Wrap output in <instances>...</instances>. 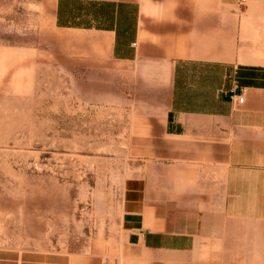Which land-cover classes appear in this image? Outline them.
<instances>
[{"label": "rangeland", "instance_id": "1", "mask_svg": "<svg viewBox=\"0 0 264 264\" xmlns=\"http://www.w3.org/2000/svg\"><path fill=\"white\" fill-rule=\"evenodd\" d=\"M57 1L0 0V248L59 251L72 264H175L131 247L121 223L129 207L179 204L185 189L183 165L132 146L167 102L161 60H119L105 35L59 28ZM140 1L158 24L180 1L223 15L232 49L239 26L256 52L243 60L264 62V0Z\"/></svg>", "mask_w": 264, "mask_h": 264}, {"label": "crops", "instance_id": "2", "mask_svg": "<svg viewBox=\"0 0 264 264\" xmlns=\"http://www.w3.org/2000/svg\"><path fill=\"white\" fill-rule=\"evenodd\" d=\"M170 10L158 24L140 0L56 5L59 28L105 35L119 60L158 57L167 76L162 114L142 120L132 146L143 159L183 165L185 189L179 204L129 207L123 231L137 251L167 252L175 264H264V62L243 60L256 52L252 34L238 39L241 27L235 50L231 31L224 42L223 15L209 19L186 1ZM72 263L59 251L0 248V264Z\"/></svg>", "mask_w": 264, "mask_h": 264}, {"label": "bare ground", "instance_id": "3", "mask_svg": "<svg viewBox=\"0 0 264 264\" xmlns=\"http://www.w3.org/2000/svg\"><path fill=\"white\" fill-rule=\"evenodd\" d=\"M231 41L230 30L225 26L224 42L228 45ZM227 48V46H225Z\"/></svg>", "mask_w": 264, "mask_h": 264}, {"label": "built area", "instance_id": "4", "mask_svg": "<svg viewBox=\"0 0 264 264\" xmlns=\"http://www.w3.org/2000/svg\"><path fill=\"white\" fill-rule=\"evenodd\" d=\"M237 100H238L239 103H243L244 100H245L244 94L242 93L241 95H239L238 98H237Z\"/></svg>", "mask_w": 264, "mask_h": 264}]
</instances>
